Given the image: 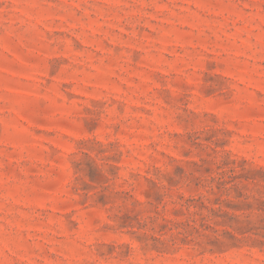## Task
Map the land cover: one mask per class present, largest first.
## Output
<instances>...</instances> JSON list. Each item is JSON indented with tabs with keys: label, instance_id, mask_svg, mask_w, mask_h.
Returning <instances> with one entry per match:
<instances>
[{
	"label": "rangeland",
	"instance_id": "rangeland-1",
	"mask_svg": "<svg viewBox=\"0 0 264 264\" xmlns=\"http://www.w3.org/2000/svg\"><path fill=\"white\" fill-rule=\"evenodd\" d=\"M0 264H264V0H0Z\"/></svg>",
	"mask_w": 264,
	"mask_h": 264
}]
</instances>
